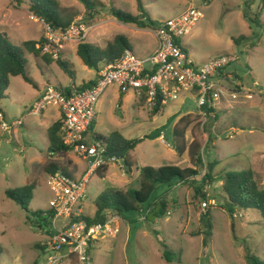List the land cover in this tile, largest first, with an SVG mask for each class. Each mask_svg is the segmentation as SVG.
I'll list each match as a JSON object with an SVG mask.
<instances>
[{"label": "rangeland", "instance_id": "rangeland-1", "mask_svg": "<svg viewBox=\"0 0 264 264\" xmlns=\"http://www.w3.org/2000/svg\"><path fill=\"white\" fill-rule=\"evenodd\" d=\"M102 11L100 16L90 19L88 36L80 42L68 41L62 46L61 58L68 63L78 85L88 83L96 71L88 68L77 54L78 45L87 42L105 49L119 35L125 36L132 51L143 58L148 50L155 47L154 29H139L117 21L109 12L111 7L138 15L137 0H95ZM60 11L72 22L87 16L80 0H57ZM154 21H166L183 14L189 7L200 10L204 17L196 25L191 35L182 39V44L199 64L224 55H234L239 62L234 65L237 75L239 98L226 97L217 105L218 121L202 127L198 114L197 100L192 94H185L179 101L164 107L154 116L146 105L139 102L135 91H128L124 109L118 107L121 93L115 85L110 87L100 99L94 133L109 136L113 132L122 133L129 140L139 144L132 152L131 160L139 169L145 166L156 168L176 166L186 169L190 166L188 158H180L174 151L173 130L181 117L192 114L198 120L187 132V144L197 141L202 145V160L198 170L206 172V160L218 161L216 176L225 172L253 170L261 189H264V14L261 17L262 29L252 27L245 19L246 4H252L251 14L257 13L262 0H142ZM0 32L6 34L16 46L28 41L39 42L46 39V25L32 15L27 5L18 6L13 0H0ZM263 38L256 48L251 47L254 35ZM246 37L240 44L235 39ZM29 76L38 87L27 83L22 77L12 80L6 98L0 102V244L4 254L0 264H35L44 261L46 256L41 250L51 235L48 231L62 227L65 219L55 220L50 227L36 219L38 211H49L54 194L49 185V175L43 170L48 157V137L35 134L32 141L26 127H19L16 134L11 124L31 108L35 96L47 83L59 88L70 87L73 79L58 64L44 65L42 58L27 54ZM104 66V65H103ZM233 78V71L231 72ZM232 86L235 90L236 88ZM47 88V87H46ZM45 88V89H46ZM45 91V90H44ZM253 97H246V93ZM127 95V93H126ZM118 111V114L116 113ZM49 112V111H48ZM38 115V114H35ZM32 115L27 125L39 122ZM11 128L4 130L3 123ZM23 120H21V124ZM40 124V123H39ZM45 124V123H43ZM206 129V130H205ZM238 130V132H236ZM233 134H231V133ZM164 135V142L162 136ZM226 135L224 138L223 136ZM234 135L233 138H230ZM211 136V139L209 138ZM229 136V137H228ZM144 140V141H142ZM25 143L29 150L25 151ZM165 143V144H164ZM167 144L169 146H167ZM36 145V146H35ZM174 149V150H173ZM60 162L69 169L74 178L87 171L89 164L78 158L75 152L64 154ZM110 163V164H109ZM110 170L106 178L97 173L91 176L86 195V214L92 216L95 210L93 200L108 189L128 191L140 188V175L134 167L127 173L122 161H109ZM223 182V181H222ZM36 183L29 212L14 201L6 198L8 189L20 188ZM210 202L213 236L205 247V235L195 236L204 230L201 221L205 213L200 206L201 200L194 199V191L183 187L159 186L153 198L167 194L169 197L166 219L147 220L148 205L143 213H133L121 218L116 226L120 229L117 236H106L95 244L90 264H247L245 245L251 252L264 261V220L255 210L239 211L234 217L223 210L226 203L222 185L214 184ZM185 187H188L185 188ZM180 202H177V201ZM171 213V214H169ZM146 217L145 220H142ZM30 218V219H29ZM38 226V227H37ZM165 243L174 252L173 262L164 257ZM68 259L70 261H68ZM180 259V262L178 261ZM65 261V262H64ZM82 264L76 256L66 257L60 264Z\"/></svg>", "mask_w": 264, "mask_h": 264}, {"label": "built area", "instance_id": "built-area-1", "mask_svg": "<svg viewBox=\"0 0 264 264\" xmlns=\"http://www.w3.org/2000/svg\"><path fill=\"white\" fill-rule=\"evenodd\" d=\"M203 17L200 10L189 7L177 17L158 22L155 30L157 48L154 53L139 58L133 51H126L120 59L101 68L98 80L91 88L79 91L78 86L74 85L71 86L73 93L68 95L49 85L34 105L32 112L35 114H41L50 107L62 110L61 135L64 144L89 164V171L81 180L63 174L49 175V185L54 194L50 201L54 221L62 218L67 223L61 228L55 226L58 230L47 241L46 258L41 264H60L65 258L64 252L68 253L67 257L76 256L82 264H90V249L102 238L117 236L120 232L116 226L119 217L112 216L105 224L89 225L82 219L80 207L86 198L91 176L109 161H118L106 157L107 147L90 132L97 119L100 99L110 87L116 85L123 92L135 91L140 100L145 99V105L152 113L158 106L162 110L170 103L179 101L183 95L192 94L197 100L203 129L211 118H215L212 110H216L224 98L238 100L239 93L235 86L239 84L231 72L239 58L224 55L199 64L182 44V39L191 35ZM89 32L90 28L83 18L75 21L66 31H54L46 25L43 53L58 58L62 44L80 42ZM245 93L246 97H253ZM22 124L19 120L14 125ZM11 127L5 122L2 125L4 130ZM161 138L164 142V135ZM210 205L207 201L200 203L204 212Z\"/></svg>", "mask_w": 264, "mask_h": 264}, {"label": "trees", "instance_id": "trees-1", "mask_svg": "<svg viewBox=\"0 0 264 264\" xmlns=\"http://www.w3.org/2000/svg\"><path fill=\"white\" fill-rule=\"evenodd\" d=\"M13 1L18 6L27 5L34 17L42 20L45 25L49 26L54 31H66L74 23L71 19H67L63 16L57 0ZM80 1L88 13L85 19L83 18V22L88 25L90 19H95L97 16L101 15L100 11H102V9L95 0ZM137 2L138 15L127 13L115 7H111L109 12L117 21L125 25L137 26L139 29L156 30L158 22L151 18L142 0H137ZM251 7L252 4H246L244 17L251 23L252 27L262 29L263 23L261 17L264 14V0H262L257 13L254 15L250 12ZM254 36V39H251L252 48H256L258 42L263 38L262 34ZM245 39L247 38L241 37L240 39H235L234 42L239 45L240 41ZM45 44L46 39H42L39 42L28 41L21 46H16L6 34L0 32V102L6 98L5 94L10 87L11 79L14 77H22L27 83L32 84L34 87H38L37 83L28 74L27 54L34 55L37 59L42 58L45 65L50 66L54 63L58 64L64 69L65 73L74 80V73L70 70L68 63L62 60L61 53L58 58L43 53ZM126 51H132V47L129 40L123 35L117 36L105 49H101L85 41L80 43L78 45L77 54L88 68L96 71L97 78L94 81L83 83L78 87V90L84 91L95 85L102 66L120 59ZM232 71L235 80H239L240 77L237 75V70L233 68ZM58 89L68 95L73 93L71 86L63 87L60 85ZM125 93L126 92L122 91L121 99ZM141 101L143 104L145 103V99ZM161 111L160 106H158L153 112L154 116L159 115ZM212 112L215 114V118H211L208 124L214 120L218 121L216 110H212ZM0 113H2L1 110ZM191 115L192 114L181 117L173 130L174 149L180 158L188 153L190 167L186 169H181L176 166H163L159 168L153 166L142 167L139 169L140 188L138 190L129 189L128 191H118L115 189H108L104 191L96 199V213L94 217L83 216L82 219L89 225L105 224L112 216L125 218L127 215L133 213H142L143 206L145 205L150 207V213L155 212L160 206L159 212L155 214L156 220L166 219L169 204L168 195L165 194L160 198H153L159 186L170 187L174 183L187 185L194 191L195 200L200 199L201 201L209 202L210 192L208 187L213 186L219 181H223L224 184L222 189L224 197L226 198L223 210L227 212L230 217H234L239 211L255 210L260 213L264 220V189L259 187L256 173L253 170L239 172L224 171L221 175L216 176V167L219 165V162H209L206 160V172L204 175L200 173L198 167L203 157L201 152L202 145L197 141L188 145L186 141L188 130L198 121ZM94 124L90 128V132L97 141L102 142L107 147L106 157L111 153L125 151L126 153L123 156L122 162L127 173H131L133 168L137 167V164L131 160L130 153L137 147L139 141L126 139L123 134L118 131L113 132L108 137L98 135L94 133ZM61 126L62 121H59L48 131L50 142L49 158L43 165V170L47 175L63 174L72 178L69 169L56 159V157L61 154H67L73 151L71 147L64 144L61 135ZM209 138L211 139V136H209ZM107 169V166H103L98 170V175L104 178ZM35 189L36 183L20 188L8 189L5 195L8 200L14 201L26 212H29L30 201L34 197ZM212 212V209H207L202 215L201 221L204 230L195 234V236L205 235V247H208L211 243L213 236L214 226L212 222ZM35 216L37 224L38 222H42L46 227H50L54 221V212L51 210L38 211ZM147 220H150L149 216ZM48 232H50V235L54 234V232ZM162 246L164 248V259L168 263L173 262V256H175L174 252L171 251L165 243H162ZM245 247L244 251L247 264H264V261L254 255L247 245H245ZM41 250L44 252L43 256H45V247H42ZM92 250L93 248L90 249V253ZM3 254L4 249L0 244V259ZM178 261L180 262V259ZM42 262L43 261L36 262L35 264H41Z\"/></svg>", "mask_w": 264, "mask_h": 264}, {"label": "crops", "instance_id": "crops-1", "mask_svg": "<svg viewBox=\"0 0 264 264\" xmlns=\"http://www.w3.org/2000/svg\"><path fill=\"white\" fill-rule=\"evenodd\" d=\"M153 39L155 40V47L152 49V50H148L147 51V53L144 55V57H147L148 55H150V54H152V53H154L155 52V50H156V48H157V40H156V36H155V33H154V37H153ZM64 47V46H63ZM62 47V48H63ZM78 47V46H77ZM62 48H61V51H62ZM78 51V50H77ZM55 64V63H54ZM45 65V64H44ZM53 65V64H52ZM103 67V66H102ZM14 78H17V77H14ZM14 78H12L11 79V83H12V80L14 79ZM97 78V74H95V76H94V78L93 79H91L90 81H94L95 79ZM89 81V82H90ZM49 85H51L50 83H47L46 84V87L47 86H49ZM74 85H76V86H81V85H78L77 84V82H75V80L73 81V84L72 85H69V86H74ZM10 86H11V84H10ZM52 86V85H51ZM60 86V85H59ZM45 87V88H46ZM118 87V86H117ZM45 88L42 90V91H40V93L37 95V96H35V102H34V105L42 98V96H43V94H44V90H45ZM119 88V87H118ZM9 89H10V87H9ZM8 89V90H9ZM8 90H7V92H8ZM117 91H119L120 93H121V95H122V90H120V88H119V90H117ZM6 92V93H7ZM126 93H127V95H126ZM124 95H123V98L121 99V97L119 98V101H118V103L120 104V102H121V104H120V106H119V104H118V107L120 108V109H124V106H125V103H126V99H127V97H128V92H126ZM136 94V93H135ZM136 97H137V94H136ZM137 99L139 100V102L140 103H142V101L137 97ZM231 100V99H230ZM143 104V103H142ZM34 105L31 107V108H26V113H24L23 115H22V119H19V120H23V124L22 125H14V124H16V122L17 121H19V120H17V121H15V122H13L11 125H13L12 126V129H13V131L16 133V134H18L20 131L18 130V128L19 127H26V129H27V131H28V133L30 134V136L33 138L32 139V141H34V140H37V137H36V135L35 134H37V133H44V134H46L47 135V137H48V131H49V129L55 124V123H57V122H59V121H62V119H63V113H62V110L60 109V108H56V107H50V108H48V109H46L45 111H43L41 114H38V115H35V113H33L32 112V110H33V107H34ZM143 105H145V103L143 104ZM49 111V112H48ZM116 113L118 114V111L116 110ZM32 115H35V116H38L39 118H40V120H39V122H36V123H32L31 125H27L26 124V120L27 119H29V117L30 116H32ZM40 123V124H39ZM43 123H45V124H43ZM236 132H238V130H236ZM229 133H231V132H229ZM96 134H98V135H102V134H100L99 132H96ZM231 134H233V133H231ZM111 135V134H110ZM109 135V136H110ZM102 136H104V135H102ZM124 136V135H123ZM105 137H108V136H105ZM125 137V136H124ZM229 137V136H228ZM234 137V135H231V137L230 138H233ZM126 138V137H125ZM127 139V138H126ZM142 141H144V140H142ZM165 144V143H164ZM48 145H49V147H50V142H49V137H48ZM36 146V145H35ZM168 146V145H167ZM29 146L27 145V143H25V148H24V150L25 151H27V150H29L30 148H28ZM48 147V148H49ZM137 148V147H136ZM174 150V149H173ZM175 151V150H174ZM132 152L133 151H131V153H130V156H131V158H132ZM176 153V152H175ZM68 154V153H67ZM64 154H61V155H59L58 157H56V159L60 162V158H62V156H63ZM187 157L186 158H188V160H189V162H190V158H189V155H188V153H187V155H186ZM183 157H185V155L183 156ZM48 158H49V150H48V157H47V160H48ZM79 158V157H78ZM182 158V157H181ZM80 159V158H79ZM46 160V161H47ZM80 160H82V159H80ZM82 161H84V160H82ZM84 162H86V161H84ZM45 164V163H44ZM110 164V163H109ZM123 164V163H122ZM107 167H108V164L106 165ZM190 167V166H189ZM137 169V173L140 175V171H139V167L137 166L136 167ZM109 170H110V167H108V169H107V172L105 173V176H104V178H106V176H107V174H108V172H109ZM88 171H89V166H88V168H87V171H84L83 173H81V176H79V177H77L76 178V180H81L83 177H85L86 175H87V173H88ZM97 174H98V172H96ZM72 178L73 179H75L74 178V176H72ZM218 183H220L221 185H222V187H223V184H224V182H222V181H219ZM175 184V186L176 187H183L184 185H182V184H176V183H174ZM189 187V186H188ZM188 187H185V188H187L188 189ZM184 188V187H183ZM212 189H216V187H215V185H213V186H210V187H208V190H209V192H210V194H209V196H210V200H211V202H212V204H213V207L215 208V207H217L216 206V200L215 199H213L212 197H211V192H212ZM100 195V194H99ZM98 198V197H97ZM168 199H169V197H168ZM200 200V199H199ZM86 198L81 202V204H80V207H81V209H82V211H83V216H85V217H94V215H95V213H96V205H95V202H96V200H93V203H94V205H95V210H94V213H93V215L92 216H89L88 214H86V209L89 207V205H87L86 206ZM177 202H180L179 200L177 201ZM149 207V206H148ZM214 208H213V210H214ZM143 213V212H142ZM146 213H148L149 215H150V210L148 209L147 210V212ZM213 213V212H212ZM144 214V213H143ZM119 219H120V217H119ZM158 221V220H157ZM119 222V221H118ZM117 222V223H118ZM66 223H67V221H66ZM58 227V226H57ZM58 228H61V227H58ZM58 228H56V230H54V231H51V233L52 232H55V231H57L58 230ZM52 236V235H51ZM102 239H104V238H102ZM93 249H94V247H93ZM92 253V252H91ZM64 255H65V258L68 256V253L67 252H64ZM64 258V259H65ZM68 261H70L69 259H68ZM65 262V261H64ZM70 264V263H69Z\"/></svg>", "mask_w": 264, "mask_h": 264}, {"label": "water", "instance_id": "water-1", "mask_svg": "<svg viewBox=\"0 0 264 264\" xmlns=\"http://www.w3.org/2000/svg\"><path fill=\"white\" fill-rule=\"evenodd\" d=\"M223 137L225 138L226 135H224ZM125 153H126L125 151H122V152H115V153H111V154H109V157H110V158H116L118 161H122L123 156L125 155ZM159 210H160V206L155 210V212L150 213V215H149V219H150L151 221H155V220H156V216H155V214H156L157 212H159Z\"/></svg>", "mask_w": 264, "mask_h": 264}]
</instances>
